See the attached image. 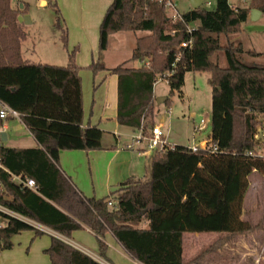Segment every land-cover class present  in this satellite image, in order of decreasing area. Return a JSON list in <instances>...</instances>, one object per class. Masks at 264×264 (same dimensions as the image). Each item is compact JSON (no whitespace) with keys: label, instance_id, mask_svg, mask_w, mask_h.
I'll list each match as a JSON object with an SVG mask.
<instances>
[{"label":"trees","instance_id":"obj_1","mask_svg":"<svg viewBox=\"0 0 264 264\" xmlns=\"http://www.w3.org/2000/svg\"><path fill=\"white\" fill-rule=\"evenodd\" d=\"M264 12V0H252ZM49 5L56 15V28L67 45V27L54 0ZM252 7H235L229 0H214L212 8L199 7L182 12L172 22L164 7L154 0H113L99 29V49H107L111 34L119 31H148L138 38L131 60L146 62L128 67L124 62L110 69L118 75V121L138 130L154 103V82L168 72L171 93L180 92L188 71L210 72L212 86L211 139L220 152L192 151L174 145L153 154L148 180L130 178L102 198L84 196L61 172L57 163L61 150L102 148L103 131L95 125L83 126L81 67L75 50L64 66L30 63L22 58L26 38L18 17L24 9L12 0H0V98L21 114L22 122L37 141L36 147H0V162L14 173L33 178L37 191L21 187L0 169L3 193L0 202L15 212L53 231L70 237L88 228L98 238L99 255L108 261L105 242L111 233L140 264H201L198 256L184 260L188 233L242 234L255 225L242 219L250 176H264V159L238 151L253 147L252 135L258 113H264V97L248 96V82L240 86L244 95L238 103L239 80L264 81V64L244 56L261 55L245 50L242 43L222 45L221 34L239 32ZM195 23L193 44L187 28ZM218 50L225 52L228 65L211 60ZM179 57V58H178ZM94 72L105 69L98 61ZM251 86V84H250ZM110 201H115L110 205ZM0 229V250L13 246L12 237L35 230L14 217ZM146 222V227L139 224ZM51 264H103L57 236L45 249ZM109 262V261H108Z\"/></svg>","mask_w":264,"mask_h":264},{"label":"crops","instance_id":"obj_2","mask_svg":"<svg viewBox=\"0 0 264 264\" xmlns=\"http://www.w3.org/2000/svg\"><path fill=\"white\" fill-rule=\"evenodd\" d=\"M54 1L57 3L67 27V45H64L65 53L63 55L59 48L53 47L49 50L48 56H55L57 57L54 58L56 60L31 62L30 59L25 57L24 53V61L64 66L68 63L69 53L74 50L76 51L75 61L81 67L80 76L82 78L84 110L83 126L95 125L103 131L102 148L97 150H61L57 165L61 172L84 196L102 198L109 195L128 179H140L143 158L149 156L152 158L153 155L139 154L136 148H127V145L132 142L131 140H133V136L138 130L121 125L118 121V75L113 74L110 70L117 65L113 66V64H110V57L107 55L112 38L120 36L125 39L126 37L123 33L136 31H119L111 34L107 49L100 51V25L113 0ZM49 2L50 0H24L23 2H18L17 5L24 9V12L18 17L19 22L24 23V30L28 25H32L35 22L34 18L26 14V9L30 7L31 3L47 8L50 6ZM46 21L50 23L53 30L59 32L60 37V31L55 26L56 16L51 20L48 15ZM43 23L44 20H39V28ZM56 31H54L55 33H49V36H47L50 43L51 39L58 35ZM149 34L150 32L144 31L143 35L138 36L134 41L135 45L132 49H135L138 38ZM133 50L130 58H132ZM96 61L102 63L105 69L98 70L97 72L90 69L89 66ZM141 65L142 63L139 62L138 66H127L139 67ZM153 95L155 101L158 97L155 94V88ZM14 120L16 119H9L5 123L4 132L7 135L5 141L9 140L8 131ZM23 125L27 129L24 123ZM128 128L130 131H127ZM30 134L35 142V146L33 147H36L37 141L31 132ZM123 137L131 139L123 141ZM210 139L211 134L208 139L202 141L201 145L203 146L205 141ZM145 166L147 165L145 164ZM29 220L31 222L27 223L35 229H41L44 233H47L38 237L35 234V230L32 229L24 235L21 233L15 234L12 237V248L0 251V264H47L45 259L40 255V252L41 250L45 251L50 246L51 236L61 238L98 261H101L103 264H140L123 248L111 233H107L105 236V242L108 246L106 252L108 262L100 257L98 238L88 228L74 231L70 237H66L38 222ZM146 226L147 224L144 227ZM194 234L198 235L200 233Z\"/></svg>","mask_w":264,"mask_h":264},{"label":"rangeland","instance_id":"obj_3","mask_svg":"<svg viewBox=\"0 0 264 264\" xmlns=\"http://www.w3.org/2000/svg\"><path fill=\"white\" fill-rule=\"evenodd\" d=\"M175 1L181 13L192 9L190 0ZM229 2L235 7L254 8L252 0H229ZM17 4L18 1L12 0L13 7H17ZM26 11L27 16L34 18L35 22L32 25H28L25 30L24 23H21L22 29L26 34V38L22 41L21 45L22 58L24 59L25 53V57L30 59L31 62L52 60L57 58L55 56H48L49 50L53 47L59 48L64 55L65 47L59 37V32L53 30L50 23L46 21L48 15L51 20L55 18L56 15L53 7L48 6L47 8H43L35 3H31ZM39 20H44L40 28ZM54 31L58 35L51 39L50 43L47 36H49V33H55ZM143 34L144 31L126 32L123 33L126 37L125 39L120 36L112 38L107 52V55L110 57V64L115 66L119 63L127 62V65L138 66L139 62L131 60L130 57L132 48L135 45V39ZM219 39L222 45H227L229 42L242 43L246 51L261 52L262 54L258 56L249 54H245L244 56L249 61L264 64V12L256 20H252L249 16L248 20L241 24L239 32L221 34L219 35ZM211 60L221 67H227L228 65L223 50L216 51L211 56ZM210 76V72L208 71H188L185 75V84L182 90L173 93H171L170 85L166 80L162 79L156 82L154 87L155 94L158 97H166L167 100L161 103H158L157 100L154 101L148 110L147 121L155 125H161L168 141L172 145H201L203 140L209 138L211 134L212 114ZM258 80H239L237 94L239 106H243L240 97L244 95V92L240 90V86L247 82L249 84L247 88L249 90L248 96L264 97V81L258 84ZM202 118H205L208 124L205 129L198 130L196 129V125L200 124ZM127 131H130V129L128 128ZM8 132L9 140L4 141L6 146L19 148L35 146L30 132L21 121L14 120ZM126 139L130 140L131 138H122L123 141ZM150 158V156L143 158V168L140 175V179L142 180L150 178ZM242 219L255 225V229L242 234H186L184 260L191 261L201 256L199 259L201 264H264V176L258 172H253L250 176V188L245 197ZM6 222V218L1 219L2 224H6ZM146 224V222H142L139 226L144 227ZM28 231L30 230H24L20 233L24 235ZM40 255L45 259L47 264H50L49 256L44 250H41Z\"/></svg>","mask_w":264,"mask_h":264},{"label":"built area","instance_id":"obj_4","mask_svg":"<svg viewBox=\"0 0 264 264\" xmlns=\"http://www.w3.org/2000/svg\"><path fill=\"white\" fill-rule=\"evenodd\" d=\"M18 2H23L24 0H16ZM161 4L167 12L168 18L172 22H177L182 19V13L178 10L175 0H156ZM214 5V0H202L201 7L212 8ZM197 28L195 23H191L187 32L189 34V39L181 43V47L189 48L193 44V31ZM179 58V57H178ZM142 64H149L148 61L143 62ZM171 72H168L165 76L158 77L154 84L158 80H166L168 82V76ZM257 123L252 135L253 147L245 148L243 151H238L239 153H244L248 156L259 157L264 159V113H258ZM9 119H18L21 121V114L18 110L14 109L6 101L0 98V147L4 143L3 132L5 131V123ZM208 122L205 118H202L199 125H196V129L202 130L205 129ZM174 146L170 144L167 140V137L164 133V130L161 125H154L146 129L144 125V120L141 127L138 129V132L133 136V140L130 144L127 145V148H136L139 154H158L163 152L168 147ZM192 151L197 152L200 150H206L210 153L220 152L216 143L212 139L205 141L204 145H192L189 146ZM0 169L5 170L11 176V180L19 184L21 187H27L33 191H37L36 182L33 178L26 177L23 173H14L0 162ZM3 193V184L0 180V195ZM115 201H110L109 204L113 205ZM6 216L14 217L25 222H31L27 217L15 212L14 210L5 206L0 202V229L4 226L1 223V219ZM109 264V263H105Z\"/></svg>","mask_w":264,"mask_h":264},{"label":"water","instance_id":"obj_5","mask_svg":"<svg viewBox=\"0 0 264 264\" xmlns=\"http://www.w3.org/2000/svg\"><path fill=\"white\" fill-rule=\"evenodd\" d=\"M190 2L192 5V8H194V9H197V8L201 7V5H202V0H190ZM261 14H262L261 10H259L257 8H252L251 12H250V17L252 20H256L261 16ZM26 18H28V17H26ZM26 18H25V21H26ZM166 99H167L166 97H158L156 100L158 103H161V102L165 101ZM2 136H3V139L5 141L7 138L6 133L3 132Z\"/></svg>","mask_w":264,"mask_h":264}]
</instances>
